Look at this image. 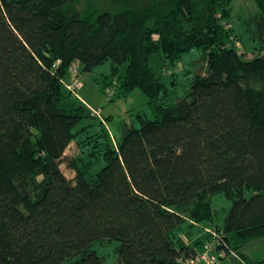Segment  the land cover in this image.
I'll use <instances>...</instances> for the list:
<instances>
[{"label": "trees", "instance_id": "obj_1", "mask_svg": "<svg viewBox=\"0 0 264 264\" xmlns=\"http://www.w3.org/2000/svg\"><path fill=\"white\" fill-rule=\"evenodd\" d=\"M232 2L0 0V264H105L96 245L111 240L124 264H185L211 231L216 264H264L242 251L264 239V0L249 59L231 45ZM193 48L206 72L167 103L151 57L175 65ZM107 61L155 114L119 141L67 88L74 65ZM216 194L232 202L220 224Z\"/></svg>", "mask_w": 264, "mask_h": 264}, {"label": "rangeland", "instance_id": "obj_2", "mask_svg": "<svg viewBox=\"0 0 264 264\" xmlns=\"http://www.w3.org/2000/svg\"><path fill=\"white\" fill-rule=\"evenodd\" d=\"M257 13L254 0H233L230 25L234 28L235 40L231 45L246 52V58L257 56L260 52L259 40L255 37V26L251 22L252 16ZM151 66L157 76L167 85V103L175 102L184 97L189 89V77L191 73L206 72V66L202 61V51L193 48L183 54L181 61L175 65H169L160 54L151 57ZM72 77L69 83L78 82L76 97L91 110H96L103 118H108L107 127L114 141H119L123 135V125L139 127L138 114L148 118L155 117L154 110L149 103V98L140 89L135 88L130 92H123L117 83L116 77L111 74L110 62L95 67L91 71H71ZM174 74V79L171 77ZM74 81V82H73ZM106 81H113V85L106 86ZM174 82V83H172ZM79 152L75 142H72L65 151L67 160ZM61 169L68 178H73L76 173L67 167V162L61 165ZM211 202L217 214V222H223L232 202L223 194L213 195ZM185 240H188L186 237ZM190 240H188L189 242ZM119 242L111 240L96 245V250L105 264H124L119 261L117 247ZM243 253L250 260H262L264 258V239L243 248ZM219 264H234L231 257H227Z\"/></svg>", "mask_w": 264, "mask_h": 264}, {"label": "built area", "instance_id": "obj_3", "mask_svg": "<svg viewBox=\"0 0 264 264\" xmlns=\"http://www.w3.org/2000/svg\"><path fill=\"white\" fill-rule=\"evenodd\" d=\"M59 63V62H58ZM73 72H77L78 69L76 65H74L71 69ZM74 82V81H73ZM78 87V82L75 83H68L67 88L71 91L75 92ZM96 115L100 116L99 112L96 110H92ZM210 231V230H209ZM212 233V239L208 240L205 243L204 249L202 251H199L194 258L188 259L185 264H216L218 256L216 255V242L220 240V236L217 232L211 231ZM233 256H237L236 253H232Z\"/></svg>", "mask_w": 264, "mask_h": 264}]
</instances>
